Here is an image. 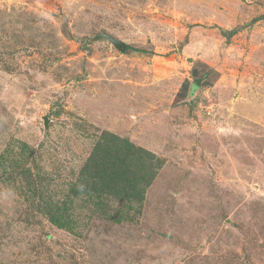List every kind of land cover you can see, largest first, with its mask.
<instances>
[{
  "label": "rangeland",
  "instance_id": "obj_1",
  "mask_svg": "<svg viewBox=\"0 0 264 264\" xmlns=\"http://www.w3.org/2000/svg\"><path fill=\"white\" fill-rule=\"evenodd\" d=\"M102 132L135 198L90 189ZM0 264H264V0H0Z\"/></svg>",
  "mask_w": 264,
  "mask_h": 264
},
{
  "label": "trees",
  "instance_id": "obj_2",
  "mask_svg": "<svg viewBox=\"0 0 264 264\" xmlns=\"http://www.w3.org/2000/svg\"><path fill=\"white\" fill-rule=\"evenodd\" d=\"M233 33V30L227 32L228 35ZM126 48L131 47L126 46ZM191 76L192 83L183 87L189 89L190 95L194 90L202 87L207 73L200 74L196 68H192ZM146 156L150 158L152 153L133 147L128 141H124L114 134L102 132L85 165V171L90 177H93L90 189L94 190L99 197L105 194L106 196L112 195L117 199L121 197L135 198L137 187L146 183L147 174L145 175V173H151ZM136 162L138 163L135 164ZM135 172L137 174H134ZM85 179L86 177L81 175L79 181L83 183Z\"/></svg>",
  "mask_w": 264,
  "mask_h": 264
},
{
  "label": "water",
  "instance_id": "obj_3",
  "mask_svg": "<svg viewBox=\"0 0 264 264\" xmlns=\"http://www.w3.org/2000/svg\"><path fill=\"white\" fill-rule=\"evenodd\" d=\"M97 38H105L107 39L109 42H111L116 48H118L121 52L124 51L125 47H126V43L123 42L122 40L118 39V38H114L113 36L107 34V33H100V34H96L94 36V39Z\"/></svg>",
  "mask_w": 264,
  "mask_h": 264
}]
</instances>
